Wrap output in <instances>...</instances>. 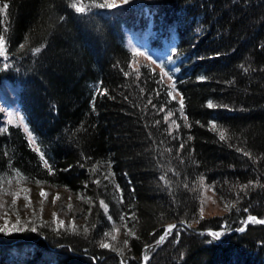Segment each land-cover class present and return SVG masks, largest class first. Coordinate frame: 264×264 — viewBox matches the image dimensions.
<instances>
[{"label": "trees", "instance_id": "obj_1", "mask_svg": "<svg viewBox=\"0 0 264 264\" xmlns=\"http://www.w3.org/2000/svg\"><path fill=\"white\" fill-rule=\"evenodd\" d=\"M0 40V264H264V0H0Z\"/></svg>", "mask_w": 264, "mask_h": 264}, {"label": "rangeland", "instance_id": "obj_2", "mask_svg": "<svg viewBox=\"0 0 264 264\" xmlns=\"http://www.w3.org/2000/svg\"><path fill=\"white\" fill-rule=\"evenodd\" d=\"M139 41V40H138ZM129 44L132 47L133 52L135 53L136 57H139L142 61H144L147 65H149L153 70H160L164 75V79L168 85H171L169 75L161 69V62L160 57L163 56L164 58H168V55L161 53L158 49L154 48V46L147 40L143 39L140 43H136L133 40L129 39ZM137 53H141V55H137ZM154 57H157L155 59ZM173 68V65L171 66ZM170 97L173 100H176L177 96L173 90H171ZM0 122L11 125H18L24 133L27 135V139L31 141V136L28 132L27 127L24 125L22 118L19 117L17 111L14 108H10L5 106L2 103V99H0ZM5 126L4 124L0 126V129H3ZM10 185L11 194L9 195L10 199L12 197H18L19 195L25 196L24 198H28L30 205H39L44 203V205H48L51 208V212H55V214L64 219L66 216L65 213V206H66V199H71L73 196L66 191H57L52 188L40 186V185H26L22 183L18 178L13 176V178L8 183ZM14 191V192H13ZM45 195H41V193ZM13 193V194H12ZM64 195V198H63ZM211 196V197H210ZM213 197V198H212ZM211 194H207L203 196V206H202V215L205 217H212L218 214L219 205L216 201V198ZM8 199V198H7ZM64 199V200H63ZM215 200V201H214ZM17 207V204L14 205ZM48 209V208H47ZM24 209L21 210L23 212Z\"/></svg>", "mask_w": 264, "mask_h": 264}, {"label": "snow or ice", "instance_id": "obj_3", "mask_svg": "<svg viewBox=\"0 0 264 264\" xmlns=\"http://www.w3.org/2000/svg\"><path fill=\"white\" fill-rule=\"evenodd\" d=\"M123 3L124 4H127L128 3V0H123ZM97 7H100V8H116L118 5H116L114 2L113 3H107V2H104V3H100V4H97L96 5ZM73 7H75L76 11L78 12H84L85 11V8L83 6H76L75 4L73 5ZM2 45H3V41L0 40V50H2ZM37 51H39V49H37ZM137 55H141V53H137ZM183 106V102L181 101V107ZM209 107H212L211 104H209ZM220 138L221 140L224 139V133L221 132L220 133ZM41 195H45L43 192L41 193ZM101 206H103V202H101ZM248 222H254V223H264V221L262 220H257L256 218L254 217H248ZM175 226H170L168 229H167V232H171L172 231V228H174ZM13 228H15V226H13ZM33 231H35V229H32ZM245 229L244 228H241L240 231H244ZM0 231H10L7 229V225H5V228H0ZM209 235H211L214 239H218L219 236L221 235L220 233H210ZM164 236H161L160 239L157 241V243H160L164 240ZM102 247H109V245L107 244H102L101 245ZM145 260H147V257H145Z\"/></svg>", "mask_w": 264, "mask_h": 264}, {"label": "bare ground", "instance_id": "obj_4", "mask_svg": "<svg viewBox=\"0 0 264 264\" xmlns=\"http://www.w3.org/2000/svg\"><path fill=\"white\" fill-rule=\"evenodd\" d=\"M14 109H15V111H17L19 117H20V118H23V115H22L20 109H19L18 106L15 105V104H14ZM0 123H3V122H0ZM23 123H24V122H23ZM24 125H25V124H24ZM210 233H215V232H209V234H210ZM209 236H211V235H209ZM211 237H212V236H211Z\"/></svg>", "mask_w": 264, "mask_h": 264}]
</instances>
